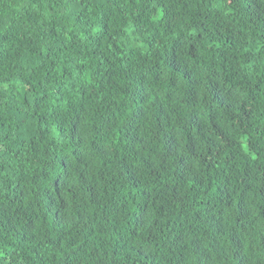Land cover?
Here are the masks:
<instances>
[{"label": "trees", "instance_id": "trees-1", "mask_svg": "<svg viewBox=\"0 0 264 264\" xmlns=\"http://www.w3.org/2000/svg\"><path fill=\"white\" fill-rule=\"evenodd\" d=\"M0 264H264V0H0Z\"/></svg>", "mask_w": 264, "mask_h": 264}]
</instances>
